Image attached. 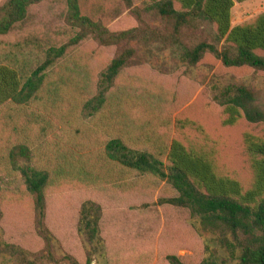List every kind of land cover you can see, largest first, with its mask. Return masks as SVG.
<instances>
[{
    "label": "trees",
    "instance_id": "trees-1",
    "mask_svg": "<svg viewBox=\"0 0 264 264\" xmlns=\"http://www.w3.org/2000/svg\"><path fill=\"white\" fill-rule=\"evenodd\" d=\"M43 1L0 4V36ZM92 1L112 0H64L59 41L0 55V219L6 205L30 209L43 241L32 251L0 239V264H93L99 252L105 264L152 263L121 232L107 238L95 198L79 210L83 255L67 251L47 223L61 191L185 209L214 236L207 257L168 253L161 264H223L221 250L236 264H264V90L232 82L191 101L135 61L154 47L186 69L218 64L258 79L264 12L233 25L234 6L248 0H120L136 22L112 26L86 12ZM24 49L38 58L20 57Z\"/></svg>",
    "mask_w": 264,
    "mask_h": 264
},
{
    "label": "rangeland",
    "instance_id": "rangeland-1",
    "mask_svg": "<svg viewBox=\"0 0 264 264\" xmlns=\"http://www.w3.org/2000/svg\"><path fill=\"white\" fill-rule=\"evenodd\" d=\"M5 0H0V4ZM111 4L88 2L86 12L112 26H121L136 22L135 17L127 11L120 0H112ZM64 0H45L30 10L28 20L7 36H0V55L12 54L13 46L22 43L44 40L46 43L59 41V32L66 28V12ZM264 12V0H248L237 3L232 11V24L236 25ZM152 22V20H150ZM65 41L62 42H66ZM133 46L140 47L134 44ZM119 48L110 47L109 55L118 52ZM75 51V50H74ZM38 54L32 49L23 50L20 57L29 60L37 59ZM136 67L142 68L154 76L162 77L175 85V88L189 97L214 99L216 93L232 82H247L264 90V76L243 74L237 70L227 69L221 65L203 64L196 68L186 69L170 51L152 48V52L140 49ZM50 197L47 223L60 239L63 247L77 255L84 253L77 226L79 210L83 200L95 198L103 202L105 207L104 228L108 239L119 231L129 242L132 249L152 257L151 264H161L165 255L176 253L180 257H207V245H216L211 233L201 231L193 226L190 214L185 209L167 206H139L135 201L128 202L118 196L102 197L98 191H66L56 192ZM103 194V195H102ZM108 194V193H106ZM17 243L28 250L36 251L43 246L42 239L34 227V217L30 209L15 205H6L4 215L0 219V239ZM111 244V240H109ZM114 248H116V243ZM128 249V254L135 252ZM114 252V249H113ZM0 257V260L2 261ZM223 264H236L229 254L220 251ZM5 264L4 262H2ZM93 264H105V258L99 252Z\"/></svg>",
    "mask_w": 264,
    "mask_h": 264
}]
</instances>
